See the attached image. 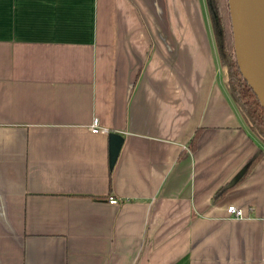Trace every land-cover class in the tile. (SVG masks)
I'll use <instances>...</instances> for the list:
<instances>
[{"label":"crops","instance_id":"obj_1","mask_svg":"<svg viewBox=\"0 0 264 264\" xmlns=\"http://www.w3.org/2000/svg\"><path fill=\"white\" fill-rule=\"evenodd\" d=\"M227 80L204 0H0V264H264Z\"/></svg>","mask_w":264,"mask_h":264},{"label":"water","instance_id":"obj_2","mask_svg":"<svg viewBox=\"0 0 264 264\" xmlns=\"http://www.w3.org/2000/svg\"><path fill=\"white\" fill-rule=\"evenodd\" d=\"M236 62L243 78L264 107V0H228ZM109 168L120 152L123 137L108 134Z\"/></svg>","mask_w":264,"mask_h":264},{"label":"trees","instance_id":"obj_3","mask_svg":"<svg viewBox=\"0 0 264 264\" xmlns=\"http://www.w3.org/2000/svg\"><path fill=\"white\" fill-rule=\"evenodd\" d=\"M207 2L209 22L218 62L227 69L228 89L246 118L250 132L256 135L261 141V146L250 156L238 175L213 194L212 203L216 204L224 198L230 189L242 182L260 158L264 156V107L261 106L257 96L243 78L236 62L234 51L228 49L225 33L221 26L217 0H207ZM196 138L197 133L192 136L190 145L193 146ZM111 175L112 169L109 172V189L112 188Z\"/></svg>","mask_w":264,"mask_h":264},{"label":"rangeland","instance_id":"obj_4","mask_svg":"<svg viewBox=\"0 0 264 264\" xmlns=\"http://www.w3.org/2000/svg\"><path fill=\"white\" fill-rule=\"evenodd\" d=\"M204 3H205L206 12H207L208 20H209L207 0H204ZM217 3L219 7L221 26L225 33V38L227 41L228 49L230 51H234V41H233V33H232L228 0H217Z\"/></svg>","mask_w":264,"mask_h":264},{"label":"built area","instance_id":"obj_5","mask_svg":"<svg viewBox=\"0 0 264 264\" xmlns=\"http://www.w3.org/2000/svg\"><path fill=\"white\" fill-rule=\"evenodd\" d=\"M90 131L92 133L99 131L98 120L95 118L92 120V123L90 125ZM109 202L111 204H115L117 202V200L115 198H109ZM225 213H226L227 217L236 218V219H243V218L247 217L242 209H240L234 205H228L225 208Z\"/></svg>","mask_w":264,"mask_h":264}]
</instances>
